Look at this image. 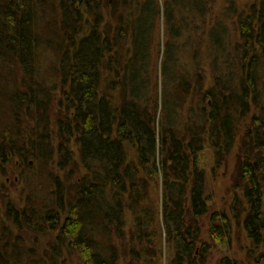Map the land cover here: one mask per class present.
Listing matches in <instances>:
<instances>
[{
    "label": "trees",
    "instance_id": "trees-1",
    "mask_svg": "<svg viewBox=\"0 0 264 264\" xmlns=\"http://www.w3.org/2000/svg\"><path fill=\"white\" fill-rule=\"evenodd\" d=\"M87 1L0 0V161L25 162L45 155L42 136L33 135L38 125L49 124L46 99L53 92L42 85L46 68L42 72L39 65L47 51L52 62L56 60L51 71L62 81L59 91L65 105L55 117L62 160L59 169H65L74 155L68 149L70 137H74L81 163L72 160L63 180L54 176L53 191L45 201L8 203L7 213L0 216V264H121L113 234L128 240L124 255L146 260L148 246L151 255L157 247L150 229L156 213L146 203V186L157 173L162 183V234L174 251L170 264H202L211 244L230 248L232 236L238 238L241 232L253 250L264 255V0L240 12L230 4L238 33L235 40L228 38L220 19L211 25L213 75L208 87L204 88L196 68L190 71L188 65L178 64L170 70L171 41H167L161 69L164 86L173 81L179 91H193L205 103L181 138L170 127L173 123L160 121L164 110L169 122L171 98L175 100L178 94L164 92L161 105L147 91L151 28L154 15L160 13L157 1L142 3L135 18L119 27L125 32L118 29L115 38L119 41H111L94 26L84 32L83 14L75 5L83 7ZM166 1L167 32L177 35L181 24H187L188 13L193 20L205 15L211 0ZM172 4L186 11L176 22L179 27L171 20ZM55 6L61 15L56 35L49 26L52 19L44 14ZM124 36L127 46L122 58ZM103 71L113 80H107L100 93ZM24 119L34 120L35 126L28 137L21 138L26 134ZM237 136L240 145L232 172V200L228 209L208 213L202 197L204 171L196 153L209 146L220 165ZM129 150L133 151L130 157ZM80 167L84 171L76 179L74 173ZM206 215L208 242L201 238L199 221ZM196 252L202 259L196 260ZM217 264L240 262L223 257Z\"/></svg>",
    "mask_w": 264,
    "mask_h": 264
},
{
    "label": "rangeland",
    "instance_id": "rangeland-1",
    "mask_svg": "<svg viewBox=\"0 0 264 264\" xmlns=\"http://www.w3.org/2000/svg\"><path fill=\"white\" fill-rule=\"evenodd\" d=\"M145 1L147 0H89L83 4V7L81 5H75V7L78 8L79 12L83 14L84 26L82 27L84 28V32H87L91 26H94L96 29H98V31H100V33H102V35H109V38L111 41H113V38L114 40L116 39L115 37L119 27L125 26L126 20L132 21V19H134L139 12L138 8L141 7V4ZM156 1L159 5L160 13L159 15H154V25H152L154 27L151 28L152 63L150 67V78L148 81L149 86L147 91L150 89L148 92L149 96L159 99L158 103L161 105V98H164V92H166V95H168L169 92L170 95L174 96L175 94H178L175 100L173 99L174 97L171 98V104L172 106L174 105V108L170 105L172 109L169 107V119L171 122L170 120L168 122L167 118H165L166 113L164 110H162L160 113V121H163L165 124L173 123L170 125V127L177 129L176 136L181 138L182 135L187 133V131L184 130L186 125H189L191 122H193L194 115L198 118V113L200 110L199 107L201 108L205 103H200L198 101V95H194L193 91L188 90L187 93H185L186 89H183V91L181 89L179 91L177 89V85H174L173 81H169L164 86L165 79L162 75L161 69L165 61V48L167 41H171L170 57H172V62L170 65L172 67L170 66V70H176L175 67H178L180 64H183V66L188 65L191 68L190 71L196 68V71H198L203 76L204 88L208 87L212 83L213 75V67L210 63L211 57L209 54V49H211L209 46H212V44L209 43L210 36L208 35L211 25H214L215 22L220 19V25H226L228 38L235 40L238 33L236 32L234 26L233 13L228 9L230 8V4L233 5L234 9H237V11L240 12L246 11L251 4H255V6H257L261 0H211L205 15L199 16L198 14L197 18L195 17L193 20V15L190 12L188 13L189 24L188 21L187 24L185 22L181 24V30L180 33L177 34L178 36L171 33L170 31L167 32V26L165 25L164 21V11L167 10V1ZM170 10L172 12L171 20H173L174 23L180 22L179 17L183 18L186 16V11L179 5L172 4V6H170ZM44 14L45 18L48 20L50 18L52 19L49 20L52 21L50 22L49 26L55 29L53 34L56 35L57 30L60 28L59 21L61 20L58 6H55V9L53 10L52 8L49 9V11H46ZM41 23H44V20ZM177 25L179 27L180 24ZM119 32L125 35L124 30L120 31L119 29ZM170 37H172V39ZM115 41L119 40L116 39ZM120 42L122 45L120 57L124 58V54H126L125 47L127 46V37L124 36ZM115 49L116 48H114V50ZM51 59L52 56L47 53V51L44 52V54L39 59L41 62H39V65L42 66V72L43 69L46 68V70L43 72L46 78L44 80L42 79L41 83L42 85L50 88V91H52L54 94L46 99V108L49 112V118H47V122L49 124L45 127L43 125H38L34 129V135L31 133V135L37 138L42 136L41 142L43 144H41L42 150H40L42 153H45V155H40L35 159L27 158L25 159V162H22L18 159H12L6 164L2 163L3 161H0V185H2V192H0V216H4V214L7 213L6 209L8 203H13V205L18 206L19 204H23L25 202L37 204L39 201H45V199L49 197L53 191L54 176H58L63 180L65 178V171L70 170V163H72V160L76 161L78 164H81L79 162L77 153L78 149L77 146H75L74 137H70L68 149L74 152V155L71 157L72 159H68V161L70 160V162L67 161V163H69L67 165L68 167L66 166L65 169H59V162L62 160H60V156L57 151L60 143L58 140L59 137L57 136L58 127L55 125V117H57V114L58 116L60 115V111L65 107V105L62 94H60L59 91V86L61 85L62 81L60 78L54 77L51 71V66H56V60L55 63H53ZM167 63L168 59H166L165 64ZM117 69H120V67H117ZM101 77L100 93L102 89L108 84L107 80H113L111 78V74L106 72L104 73V71ZM23 121L25 123L24 130H26V134L22 135L21 138H23V136L28 137V132H30V129L35 126L34 120L24 119ZM247 123L248 119H246L245 125L241 123V136L244 135V130L247 126ZM188 136L191 137L190 134H188ZM63 139L65 140V138ZM239 141L240 137L237 136L233 148L220 165L216 164V157H214L215 155L211 152L209 146L203 147L199 153H196L197 163L204 171L202 197H204L206 204L208 205V213L214 210L228 209L229 207L233 196L231 180L235 157L239 150ZM44 147L46 150H44ZM51 149H53L52 152ZM131 155H133V151L129 150V157ZM83 171L84 170L82 167H80L79 170H76L74 173L75 178L78 179ZM161 187L162 183L159 173H157L155 175V179L153 178L150 180V183L146 186V192L148 195V200L146 201L147 206L150 207V209L153 207L156 213L154 223L150 228L155 233L152 237V243L157 246L154 249L155 253L151 255V246L147 245L149 247L147 250L149 251L145 256L146 260H136V257L131 256V254L128 253L124 255V252L122 253V251H125L126 246L124 242L128 240L121 241L117 238L116 234H113L112 243L118 247L121 264H127L131 262L132 264H145V261L146 264H170L174 255V251L170 244L164 240V236L162 234L160 215ZM129 215L130 214L126 215L127 217L125 216L128 220V227H125L127 231L129 230L130 223ZM207 215L200 218L199 221L202 225L200 228L201 238L208 242L211 241V239L208 237L207 229L209 217H207ZM126 235H128L127 232ZM42 240L46 241L45 238L40 239V241ZM231 241L232 243L230 248L219 247L217 245L211 244L208 253H206L204 256V261L202 264H217L218 261L223 257L236 259L240 262V264H264V255L259 254L257 250H253V247L251 246L250 241L246 238L245 233L241 232L239 237L236 238V236H234V239L232 236ZM260 250L262 251L263 248H260ZM199 258L202 259V256H199V253L196 252V260Z\"/></svg>",
    "mask_w": 264,
    "mask_h": 264
}]
</instances>
